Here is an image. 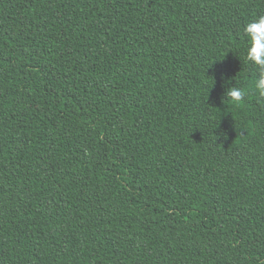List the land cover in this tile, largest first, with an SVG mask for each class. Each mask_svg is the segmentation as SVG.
Listing matches in <instances>:
<instances>
[{
  "label": "trees",
  "instance_id": "1",
  "mask_svg": "<svg viewBox=\"0 0 264 264\" xmlns=\"http://www.w3.org/2000/svg\"><path fill=\"white\" fill-rule=\"evenodd\" d=\"M261 15L264 0H0V264H264L243 35Z\"/></svg>",
  "mask_w": 264,
  "mask_h": 264
},
{
  "label": "clouds",
  "instance_id": "2",
  "mask_svg": "<svg viewBox=\"0 0 264 264\" xmlns=\"http://www.w3.org/2000/svg\"><path fill=\"white\" fill-rule=\"evenodd\" d=\"M243 35L247 40L245 62L258 72L257 78L251 82V87L258 97L264 98V15L247 23ZM247 94V88L230 86L226 89L225 97L230 105L239 106Z\"/></svg>",
  "mask_w": 264,
  "mask_h": 264
}]
</instances>
